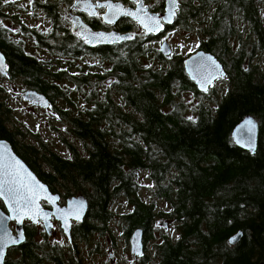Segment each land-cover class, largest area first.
Returning <instances> with one entry per match:
<instances>
[{
	"label": "trees",
	"instance_id": "obj_1",
	"mask_svg": "<svg viewBox=\"0 0 264 264\" xmlns=\"http://www.w3.org/2000/svg\"><path fill=\"white\" fill-rule=\"evenodd\" d=\"M46 1L33 3L51 17L50 32L31 30L18 16L13 21L24 26L37 50L80 58L73 52L81 43L63 26L56 0ZM2 11L0 50L8 60L9 76L69 106L57 109L81 145L67 142L72 156L64 158L38 133H33L35 141L26 142L25 127L12 126L14 113L1 85L0 139L9 140L53 191L65 197L85 195L88 217L76 226V240L89 243L93 233H102L101 224L107 227L115 215L112 204L125 196L131 204L121 215L126 236L130 239L136 229H143L146 243L155 242L156 264H264V70L254 63L264 53V22L258 0L186 1L178 25L191 30L199 23L205 35L201 49L215 54L226 71L220 80L226 86L213 85L207 91L190 79L183 56L151 54L134 41L126 48L92 51L101 62L111 63L104 74L72 71L62 60L53 67L38 52H30L22 39L11 38ZM107 77L114 78L110 87ZM69 82L76 85L73 92ZM186 92L197 100L193 108L185 103ZM76 95L83 98L82 107ZM247 115L260 125L255 154L232 139L234 127ZM142 171L150 174L157 195L169 204L168 215L177 221L176 238H156L155 203L142 197L135 177ZM0 207L5 209L1 199ZM25 230V242L9 250L6 264H85L78 250L64 252L65 245L51 244L35 224L26 223ZM239 231L240 241L229 245V237Z\"/></svg>",
	"mask_w": 264,
	"mask_h": 264
},
{
	"label": "water",
	"instance_id": "obj_2",
	"mask_svg": "<svg viewBox=\"0 0 264 264\" xmlns=\"http://www.w3.org/2000/svg\"><path fill=\"white\" fill-rule=\"evenodd\" d=\"M92 4V3H90ZM111 5L103 15L106 22L111 18L113 23L126 13H136L137 9L125 8L121 3L112 1L101 3ZM178 8L177 0H167V12L165 21L171 23ZM119 9V11H117ZM137 19L138 15H127ZM140 23L148 27L147 32L159 33L163 27L152 30V17L141 16ZM80 23V21L78 22ZM82 24V23H81ZM83 25V24H82ZM75 23L74 30L88 40L90 46L99 44H114L132 38V34H121L118 32L94 31L89 26ZM161 51L164 55L171 54V46L163 43ZM184 66L190 79L200 91H207L210 86L220 77L225 76L223 63L217 56L204 49L198 50L184 60ZM0 73L7 74L6 56L0 50ZM23 98L34 106L47 108L50 105L47 95L34 89L24 93ZM248 121H252L249 125ZM260 137V125L258 120L252 116H245L233 129L232 139L240 148L255 154ZM0 185L3 186V195L0 199L5 209L0 207V264H6L8 252L11 248L21 245L26 240L25 223L33 224L41 220L49 235L53 233V221L55 217L61 223L64 232L71 238L73 220L82 221L88 213V199L84 195L70 197L64 205L60 204L61 197L53 192L48 184L43 182L31 167L16 153L12 143L7 139H0ZM49 203L50 208L43 206L42 202ZM14 223V227L11 226ZM22 233V239H18ZM243 236L239 231L228 239L231 246L237 244ZM235 238V239H233ZM16 243H12L13 240ZM131 251L136 256H141L144 251L143 230L138 228L131 236Z\"/></svg>",
	"mask_w": 264,
	"mask_h": 264
},
{
	"label": "rangeland",
	"instance_id": "obj_3",
	"mask_svg": "<svg viewBox=\"0 0 264 264\" xmlns=\"http://www.w3.org/2000/svg\"><path fill=\"white\" fill-rule=\"evenodd\" d=\"M0 4V8L3 10L2 12L8 16V18L4 19L2 23L5 27L10 29L12 38L17 39L19 36L26 35V33L23 31L24 26L18 25L13 21L15 20L12 18L14 14L20 15V20H24L27 23L25 24L23 21L24 24L31 30L38 29L40 32L44 33L51 31L50 20H48L47 16H44L39 9H33L34 3L32 0H0ZM258 5L260 7L261 17L264 22V0H258ZM199 30L203 29H201L199 23L195 22V24H193V29L191 30L180 27L177 28L174 33L170 34L168 36V40L174 51H176L175 54L184 57L198 50L205 39L204 33L200 32ZM24 39V43L30 52H38V54L41 55L44 60H51L53 63H57L58 60H62L61 62L66 66L71 64L72 66L70 67V70L72 71L94 70L97 66H101L99 64L103 63L99 58L93 56H85L83 58H71L63 56L62 58H58L57 56L46 52V50H37L34 39L26 36ZM153 45L154 44H147L145 48H152ZM145 59L146 58L143 60ZM254 63L259 64L260 68L264 70V53H259L255 57ZM0 83L4 85L6 89V100L14 113L12 118V126H24L25 131L28 133V140L35 141L33 133H38L42 139L50 143L54 150L60 153L68 149L65 140L71 143H77V145L80 146V141L74 136L70 135L67 131L68 122L67 120H65V122L62 121L59 109H57V107H59L63 110H68L69 106H67L64 102L57 100L55 102L56 109H54V107H50L48 109H42L38 107L36 108L22 99V94L26 91V89H28L27 85L24 84L23 81L20 79H10L9 76H2L0 74ZM226 83L218 81L216 84H214V87L221 89L222 87L226 86ZM67 86L72 89V92L76 89V85L73 86L70 82L67 83ZM19 93H21V95H19ZM76 97H78V103L82 107L84 103L83 98H81L80 95H76ZM184 100L185 103L189 106H192V108L197 103V100L194 99L190 92L184 93ZM135 177L136 181L140 184L139 192L142 197L148 202L155 203L156 207L154 209L158 212L157 227L155 228L156 235H162L170 231H172L175 235L177 221L168 215V212H170L169 204L164 198L157 195L155 191V185L153 180L150 178V174L148 172L142 171L137 173ZM112 210L115 213V216L107 223L108 231L105 237H103L101 245H99V252L101 254L96 255L94 252L92 257H86L85 263L139 264V260L134 258L140 257H137L132 253L131 244L128 245L123 234L125 227L122 223L121 215L123 212H128V210H131V204L125 196H120L114 201ZM161 212L166 214L162 215ZM164 223H167V226H164ZM14 225V223H11L12 227H14ZM36 226L40 230L44 231L42 223H39ZM61 229L62 227L60 228L59 224L55 222L53 233L50 235L53 239L52 242H58L67 246L68 239L64 235V231H62L63 229ZM103 234H105V232ZM92 249L94 250V248ZM155 251V242H150L147 244V249L144 251V253L146 252L147 256L153 258ZM110 253L113 254V260H111L109 256ZM11 254L12 252L9 253V257Z\"/></svg>",
	"mask_w": 264,
	"mask_h": 264
},
{
	"label": "flooded vegetation",
	"instance_id": "obj_4",
	"mask_svg": "<svg viewBox=\"0 0 264 264\" xmlns=\"http://www.w3.org/2000/svg\"><path fill=\"white\" fill-rule=\"evenodd\" d=\"M47 1H48V3H53L55 0H47ZM108 1H112L114 3H121L124 5L125 8L137 9L138 18L133 19L127 15H124V16L119 17V19H117L113 23L106 22L103 15L107 12L108 7H99V5H101V3L108 2ZM186 1L187 0H177L178 8L175 12V15L173 17V21L171 23H167L165 21V16H166V12H167V0H135V2H134V0H56L54 5L56 6L58 12L62 16L63 26L66 29H70L71 36L76 37L77 40L80 41V43H81V48L79 50H74L73 54H75V55L81 54L80 58H83L85 56H92V55H90V54H92V51L102 52L103 50H105L104 48H107L109 46L114 48V49L126 48V47H128V43H131L133 41L136 43L138 48H139V45H142V44L144 45V47L147 44H154L152 46V48H146V49L151 54L161 55L162 54L161 46L163 45V43L170 44V42L168 40V36L170 34L174 33L177 30V28H180V25H178V24H179V21L182 19V14L184 12V7L186 5ZM32 2H34V0H32ZM46 2H44V3H46ZM90 3H92V4H90ZM141 7H143L145 9L144 12L140 11ZM33 9H39V8L33 7ZM39 10L42 12V14L44 16H47L46 12L43 9H39ZM145 15H148V16L150 15L152 18H158L160 20V23H161L163 29H161V31L157 34L147 32V29L139 21V18L141 16H145ZM13 16H18V18L20 20V15L14 14ZM48 16H47V19L50 20L51 30H52L54 27V24H53L51 17L50 16L48 17ZM79 21H80V23H78ZM75 23L78 25L83 24L85 26H89L94 31L118 32L121 34H132L133 37L131 39H125L124 41L119 42V43L99 44L96 46H90L88 43V40L85 39L84 37H82L79 33H77L74 30ZM24 37H25V35L19 36L17 39H20V40L22 39L23 41H25ZM170 46H171V44H170ZM46 52L51 53L49 51H46ZM172 53H176V51H174L173 48H172ZM93 57H95V56H93ZM47 62H50L53 65V67L56 66L55 65L56 62L53 63L51 60L46 61V63ZM6 65H7V74H1L0 73L2 76H9L10 75L7 58H6ZM99 65H101V66H97L96 69H94V70H84V71H92V72L98 71L101 74H104V72L110 70V67H111L110 66L111 63L109 61H105ZM9 77H10V79L11 78L16 79L13 76H9ZM112 79L114 80V78H112V77L111 78L107 77L105 79L106 80L105 83L109 87L113 84V82L110 81ZM20 80L23 81L22 79H20ZM0 85L4 87V85H2L1 83H0ZM29 89H32V88L26 89L25 92H27ZM4 90L6 91L5 87H4ZM24 93L22 94L23 100H24V98H23ZM4 95H5V92H4ZM19 95H21V93H19ZM49 101H50V105H49V107H47V109L50 107H54V109H56L55 103L52 102L50 98H49ZM33 107L41 108V106H33ZM42 109H44V108H42ZM18 138H19V140H22L21 136H18ZM24 140L26 142L29 141L27 138H24ZM67 142L68 141L65 140V143L68 147L67 150H64L62 153L57 151L58 153L62 154V156L64 158H70L72 156V153L69 151L70 148H69ZM80 145H81V142H80ZM76 147H80V146H78L76 143ZM16 153L20 156V154L17 151H16ZM53 192H55V191H53ZM56 193H58L60 195L61 199L63 197H65V195L63 194L62 191H58ZM79 195H81V194H79ZM82 195H84V194H82ZM75 196H78V195H75ZM65 198L68 199V198H70V196L65 197ZM88 206H89V202H88ZM88 211H89V209H88ZM155 213H157V211H155ZM87 215H88V213H87ZM114 216H113V218H114ZM86 217H88V216H85L82 221L73 220V226L71 228L72 240L70 239V237L67 234H65L63 232L64 235L68 239L67 246H66V249H64V252H69L70 247L73 250H78L79 254H81V256L83 257L84 263H85L86 257L87 256L92 257L94 255V252L96 255L101 254L99 252V245H101V242L103 241V237H105V235L108 231L107 227H105L103 224H101V228L103 229V232L101 233V231H98V232L93 233L92 239L89 241V243H87L86 240H80L79 238L76 240L75 239V228H76V226H79L86 219ZM157 217L155 218L156 221H155V225H154L155 226L154 232H155V228L157 227ZM172 218L175 219V217H172ZM53 221H54V223L57 222L60 226V223L58 221H56V220H53ZM163 225L167 226V223H164ZM175 231H176L175 235L172 231L164 233L162 235H168V236L172 235V237L176 238L179 235V231L177 229ZM104 232H105V234H103ZM123 234L125 236L126 242L129 245L130 239H128V237L126 236V231H124ZM155 235H156V233H155ZM162 235H156V238L159 239L162 237ZM52 240L53 239L51 238V236H49L48 241L51 244L55 243V242H52ZM156 241H159V240H156ZM150 242H154V241H150ZM150 242L146 243V237H145V234L143 231V243H144V249L145 250L147 249V244H149ZM110 247H111V245H110ZM92 248H94L95 251ZM112 255H113L112 253H110V255H109L111 260L114 259L112 257ZM137 257H140V258H134V259L139 260V264H149V263L150 264H156L155 260H154L156 258L154 256H153V258H151L150 256H147L146 252L145 253L143 252V254L141 256H137ZM148 258H151L152 260H149ZM64 259H66V257H64Z\"/></svg>",
	"mask_w": 264,
	"mask_h": 264
},
{
	"label": "snow or ice",
	"instance_id": "obj_5",
	"mask_svg": "<svg viewBox=\"0 0 264 264\" xmlns=\"http://www.w3.org/2000/svg\"><path fill=\"white\" fill-rule=\"evenodd\" d=\"M135 2V0H134ZM175 3V0H173V4ZM99 7H108V8H111L112 6L111 5H99ZM117 11H119V9H117ZM141 12H144L145 9L143 7H141L140 9ZM126 15H137L136 13H126ZM108 22H111V18H109ZM152 25H153V29L152 30H155V29H158L160 27H162L161 23H160V20L158 18H152ZM145 27H148L147 24H145ZM248 124L251 125L252 124V121H248ZM0 195H3V186L0 185ZM18 239H22V233L20 234V236L18 237ZM235 239V238H233ZM17 240H13L12 243H16Z\"/></svg>",
	"mask_w": 264,
	"mask_h": 264
}]
</instances>
